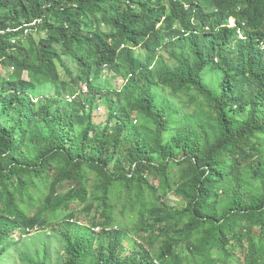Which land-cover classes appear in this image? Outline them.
I'll return each instance as SVG.
<instances>
[{
  "label": "trees",
  "instance_id": "trees-1",
  "mask_svg": "<svg viewBox=\"0 0 264 264\" xmlns=\"http://www.w3.org/2000/svg\"><path fill=\"white\" fill-rule=\"evenodd\" d=\"M1 30L0 264H264V0H0Z\"/></svg>",
  "mask_w": 264,
  "mask_h": 264
},
{
  "label": "rangeland",
  "instance_id": "rangeland-1",
  "mask_svg": "<svg viewBox=\"0 0 264 264\" xmlns=\"http://www.w3.org/2000/svg\"><path fill=\"white\" fill-rule=\"evenodd\" d=\"M230 23L233 24L232 19H230ZM137 51L141 52V49H137ZM71 66H73V65L71 64ZM60 72L63 74L62 68L60 69ZM210 77H212V76H208V78H210ZM112 83H110L109 85L110 86L113 85L115 87H118L120 85V79L116 78V79H114V81ZM23 241H24L25 247L27 248V251H29V253H31V254L34 252H40L41 249L39 247L43 244H46L47 247L49 248L48 252L50 253V259L52 261H54L57 257L56 253L59 249V243L61 242L60 239L58 238V236L53 235V233L50 232L49 230H47V229H36V228H35V230L31 231L27 235V239H25ZM13 250H14V253L8 257L9 258L8 262L13 263V264H25L24 262H21L17 256V254H19L21 251V249H19V246H16L15 248H13Z\"/></svg>",
  "mask_w": 264,
  "mask_h": 264
},
{
  "label": "clouds",
  "instance_id": "clouds-1",
  "mask_svg": "<svg viewBox=\"0 0 264 264\" xmlns=\"http://www.w3.org/2000/svg\"><path fill=\"white\" fill-rule=\"evenodd\" d=\"M230 19L233 20V24L230 23ZM230 19H229V23H230V25L234 26V25H235V20H234V18L231 17ZM33 22H34V23H33ZM33 22H31V23H33L32 25H34V24L36 23L35 21H33ZM31 23H29V24H31ZM25 25H26V24H25ZM25 25H24V28H25ZM30 26H31V25H30ZM237 33H238V38L242 39V38H243V32L240 31V30H238ZM239 34H241V37H239Z\"/></svg>",
  "mask_w": 264,
  "mask_h": 264
},
{
  "label": "built area",
  "instance_id": "built-area-1",
  "mask_svg": "<svg viewBox=\"0 0 264 264\" xmlns=\"http://www.w3.org/2000/svg\"><path fill=\"white\" fill-rule=\"evenodd\" d=\"M33 23H34V22H33ZM33 23H31V24H26V25H25L24 32H28V31H29V26L32 25ZM0 33H4V31L1 30ZM239 37H241V34H239Z\"/></svg>",
  "mask_w": 264,
  "mask_h": 264
}]
</instances>
